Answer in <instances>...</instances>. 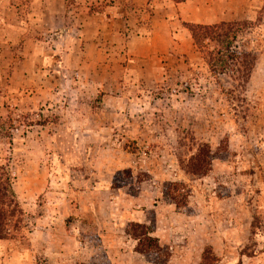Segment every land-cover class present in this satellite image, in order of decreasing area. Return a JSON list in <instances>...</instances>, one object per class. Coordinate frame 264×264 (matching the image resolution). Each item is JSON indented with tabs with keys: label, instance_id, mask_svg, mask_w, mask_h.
<instances>
[{
	"label": "rangeland",
	"instance_id": "rangeland-1",
	"mask_svg": "<svg viewBox=\"0 0 264 264\" xmlns=\"http://www.w3.org/2000/svg\"><path fill=\"white\" fill-rule=\"evenodd\" d=\"M61 1L0 23V166L24 212L0 264H264V0ZM245 20L240 87L190 26ZM131 222L159 248L138 252Z\"/></svg>",
	"mask_w": 264,
	"mask_h": 264
},
{
	"label": "trees",
	"instance_id": "trees-1",
	"mask_svg": "<svg viewBox=\"0 0 264 264\" xmlns=\"http://www.w3.org/2000/svg\"><path fill=\"white\" fill-rule=\"evenodd\" d=\"M254 27H257L255 23L247 20L190 26L195 47L215 79L225 76L240 87L248 84L258 60L256 40L251 38L257 34ZM204 157L198 161L194 174L208 171L209 163ZM23 223L24 212L13 190L10 173L0 166V239L20 235ZM126 232L138 240L136 249L140 253L159 248L158 240L150 235L152 230L145 224L131 222Z\"/></svg>",
	"mask_w": 264,
	"mask_h": 264
},
{
	"label": "crops",
	"instance_id": "crops-1",
	"mask_svg": "<svg viewBox=\"0 0 264 264\" xmlns=\"http://www.w3.org/2000/svg\"><path fill=\"white\" fill-rule=\"evenodd\" d=\"M9 0H0V23L5 21V26L10 29H24L28 27L33 20L38 23L39 18L43 19L45 14V9H42L38 3L41 0H32L31 5L26 1L19 7L12 6L8 4ZM57 7L60 10L64 8L61 0H56ZM63 12V10H62ZM60 18V17H58ZM26 39V37H24ZM134 221V220H133ZM136 221V220H135Z\"/></svg>",
	"mask_w": 264,
	"mask_h": 264
}]
</instances>
